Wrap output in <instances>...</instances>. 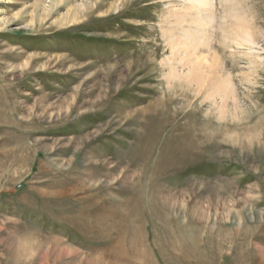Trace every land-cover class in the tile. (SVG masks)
<instances>
[{
    "label": "rangeland",
    "instance_id": "rangeland-1",
    "mask_svg": "<svg viewBox=\"0 0 264 264\" xmlns=\"http://www.w3.org/2000/svg\"><path fill=\"white\" fill-rule=\"evenodd\" d=\"M53 1L0 0V264H264V42L227 36L264 0H212L183 54L223 114L165 77L184 0Z\"/></svg>",
    "mask_w": 264,
    "mask_h": 264
},
{
    "label": "bare ground",
    "instance_id": "bare-ground-1",
    "mask_svg": "<svg viewBox=\"0 0 264 264\" xmlns=\"http://www.w3.org/2000/svg\"><path fill=\"white\" fill-rule=\"evenodd\" d=\"M56 1L54 0L53 3ZM211 1L184 0V3H181V8H175L173 5H170L171 7L169 6L168 12L171 13L170 20L167 18V15L161 16L164 38L170 48V55L164 58L163 63L170 66V72L165 75L168 83L170 82L171 84L173 81H179L181 84H187L189 87L191 86L196 89L195 91H201L202 94L204 93L212 98V101L215 97H219L218 110L220 114H223L227 109V101L232 99L233 102H236V98L234 87L231 85L228 75L220 69L221 64L218 59L211 57L210 60L202 55H200L202 58H189L187 55H183L184 53L195 51L199 48H197V45L205 43L204 35H197L199 32L205 31L206 27L211 23L213 16L210 12ZM194 10L196 14L190 15L189 12H194ZM189 19L192 24L196 25L194 30L187 29L184 25L186 22H189ZM171 21L177 25V27L172 28L178 29L175 33H172V29L166 26ZM227 36H229L231 42L237 46L247 48L251 53H257L256 48L258 43L260 41L264 42V31L250 27L249 25L237 26L231 29ZM254 59L257 61V55ZM204 61L206 64L210 63L208 69L205 68ZM234 111L236 112L237 110Z\"/></svg>",
    "mask_w": 264,
    "mask_h": 264
}]
</instances>
